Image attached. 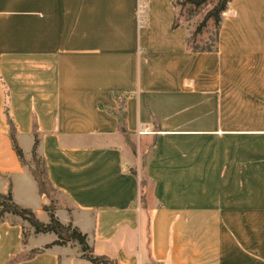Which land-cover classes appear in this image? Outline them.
I'll use <instances>...</instances> for the list:
<instances>
[{"label": "crops", "instance_id": "0c3cea01", "mask_svg": "<svg viewBox=\"0 0 264 264\" xmlns=\"http://www.w3.org/2000/svg\"><path fill=\"white\" fill-rule=\"evenodd\" d=\"M174 1L0 0V193L50 222L30 170L36 125L65 200L55 215L95 256L264 264V0H232L218 50L196 53L188 27L173 28ZM118 97L136 152L112 113ZM147 147L143 189L137 157ZM57 240L6 214L0 264ZM14 264L94 263L69 244Z\"/></svg>", "mask_w": 264, "mask_h": 264}, {"label": "trees", "instance_id": "16d2710c", "mask_svg": "<svg viewBox=\"0 0 264 264\" xmlns=\"http://www.w3.org/2000/svg\"><path fill=\"white\" fill-rule=\"evenodd\" d=\"M232 0H185L183 3H189L192 4L195 8H200L208 3L215 2L214 7L205 15L203 21L199 24L197 27L195 34H194V40L201 36L204 32V30L207 28V25L210 21H213L215 28H216V40L213 45L210 46H194L191 45L190 40L187 41V45L190 51L192 52H214L218 50V42H219V29L223 21V17L225 13L228 11L229 5ZM180 3V0L174 1L175 8ZM179 22L177 20V17L174 21L173 28L176 29L179 26ZM119 100V109L112 111V113L117 117L118 119V128L119 131L126 137L128 143L133 148L134 152L135 145L132 143L130 139V133L127 128V111H126V101L122 100L118 97ZM9 101V95L6 92V108H5V114L8 120V127H9V135L10 139L13 144V148L19 157L22 164L26 165L25 157L23 150L19 146L18 140H17V128L16 124L14 122V119L12 118L8 106ZM34 136H35V143L33 147V160L35 162V168H30L32 175L34 176L35 180L38 183L39 191L42 196H47L51 199V192L56 191L49 180L47 167L44 159L39 156L38 154V147H39V136L37 131V126H34ZM132 174L137 175L136 170H130ZM148 179L146 177H142L141 183L142 188L145 189L146 183ZM143 202L146 203V197L145 194L142 197ZM45 211L50 216V222L44 223L42 222L36 214L31 210L27 208H23L16 204L13 200L12 193L9 191L6 194L0 193V223L4 220V217L6 214H10L12 216L20 217L22 220L26 221L33 229L35 234H47V233H54L58 240L54 243L47 245L44 249H47L53 245H60V246H66L69 244H77L80 246L81 251L83 252V256L90 260L94 264H115L114 262L110 261L106 257H99L95 256L93 254L92 248L89 246L87 242V235L83 234L77 227L73 225V223H69L68 225H64L59 221V219L55 215L56 211V204L52 203L48 206H45ZM29 236L28 231H24V240H27ZM44 249H36L30 252L27 255H22L19 257H16L12 263L26 259V258H32L33 256L39 254Z\"/></svg>", "mask_w": 264, "mask_h": 264}, {"label": "rangeland", "instance_id": "374dc122", "mask_svg": "<svg viewBox=\"0 0 264 264\" xmlns=\"http://www.w3.org/2000/svg\"><path fill=\"white\" fill-rule=\"evenodd\" d=\"M184 1L185 0H180V3L176 7L177 20L179 23H183L188 27V40H190L191 45H197L201 47L213 45L215 43L217 33L213 21H210L208 23L207 28L204 30L203 34L201 36H198L195 40L194 34L199 24L203 21L205 15L214 7L215 2L208 3L200 8H195L192 4L183 3ZM148 154L149 147H147V149L140 156L137 157L140 160V172L142 177H145L143 173L147 162ZM31 168H35L34 160H32ZM149 185L150 183L149 181H147L145 189H148ZM50 196L51 199L45 196L46 204H51L53 200V203L55 204L64 205V198L61 197L56 191H52Z\"/></svg>", "mask_w": 264, "mask_h": 264}, {"label": "water", "instance_id": "95a60500", "mask_svg": "<svg viewBox=\"0 0 264 264\" xmlns=\"http://www.w3.org/2000/svg\"><path fill=\"white\" fill-rule=\"evenodd\" d=\"M46 200V199H45Z\"/></svg>", "mask_w": 264, "mask_h": 264}]
</instances>
